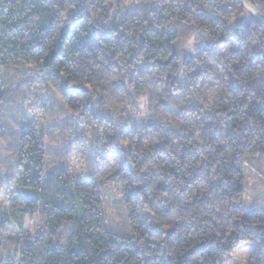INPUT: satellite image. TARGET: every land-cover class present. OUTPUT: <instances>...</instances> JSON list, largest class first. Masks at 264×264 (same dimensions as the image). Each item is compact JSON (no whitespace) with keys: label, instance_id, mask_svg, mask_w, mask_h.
I'll use <instances>...</instances> for the list:
<instances>
[{"label":"clouds","instance_id":"obj_1","mask_svg":"<svg viewBox=\"0 0 264 264\" xmlns=\"http://www.w3.org/2000/svg\"><path fill=\"white\" fill-rule=\"evenodd\" d=\"M26 4L25 16L31 23L22 32L35 31L45 22L57 26L32 54V59H38L41 53L46 56L55 48L63 29L72 22L74 14L69 8L77 4L41 0L37 13H32V0H17L15 7L23 10ZM81 6L87 30L108 27L113 37L123 34L134 40L126 39L128 46L122 44L119 50L102 45L95 54L76 53L71 41L65 42L57 71L64 82L89 85L78 97L64 96L61 82L45 77L43 64H32L19 74L5 65L0 73V212L9 218L7 225H0V264H29V259L33 264H46L44 254L49 245L66 251L77 243L73 222L60 223L53 233L48 224L51 213L41 209L33 219L22 218L21 210L27 205L18 197L31 172L25 171L21 161L29 163L28 157L36 149L43 151L40 166L45 182L52 171L63 167L68 173L67 187L79 196V178L93 181L83 187L89 190L88 198L99 201V219L90 228L86 226V231L131 234L134 229L141 249L154 248L157 245L144 241L145 221L165 229L176 228L178 221H184L187 228L200 215H208L218 219L211 228L200 231L215 232L222 241L232 239L234 231L243 236L242 209L264 203V118L250 121L252 111H240L244 104L240 97L254 99L250 90L264 83V67H249L245 59L233 58L231 42L222 37L225 33H250L248 44L264 43V0H82ZM129 6L137 9L131 18L124 17ZM9 7L7 0H0V13H6ZM186 9L191 10L187 17L183 15ZM205 12L219 16V24L200 21L198 17ZM149 33L147 46L138 51L139 41ZM210 37H215L219 48L215 58L203 50L204 41ZM17 41V35L8 33L0 42V57L7 58L10 48L22 47ZM162 43L166 47L153 56ZM105 53L115 56V66L105 67ZM161 60L167 63L161 64ZM234 65H240L235 68L241 81L238 93L229 84ZM20 67L23 69V64ZM90 109L106 113L108 119H93ZM25 115L33 118L35 145L30 137H21L16 131ZM234 116L241 122L237 123ZM65 122L69 123L67 128L63 127ZM247 150L256 151L257 158L245 159L237 176L243 181L244 191L221 194L217 185L225 181L223 173ZM188 152L193 158L181 159ZM122 160L129 165L123 175L118 172ZM206 165H213V172L198 182L196 172ZM158 174L159 183L154 184ZM221 186L227 188V182ZM129 190L136 191V199H127ZM196 197H203V213L190 206L189 201ZM89 207L84 199H75L74 215ZM182 238L196 240L192 232ZM209 239L217 236L210 234ZM24 241L31 242L28 253ZM159 247L165 256L179 260L183 255L167 240ZM245 251L240 248V253ZM89 254L96 255V250Z\"/></svg>","mask_w":264,"mask_h":264},{"label":"trees","instance_id":"obj_2","mask_svg":"<svg viewBox=\"0 0 264 264\" xmlns=\"http://www.w3.org/2000/svg\"><path fill=\"white\" fill-rule=\"evenodd\" d=\"M7 2L11 7H9L6 13H0V24L4 25V28H0V33H2L0 35V42L4 40V37L8 33H14L18 37L17 42L21 43L22 47L19 49L10 48L7 58L0 57V73L4 71L5 65L20 73V69H22L20 67L21 64H23V69H30L32 64H43L45 77L49 81H60L64 96L78 97L82 94V91L89 89V85L86 82L83 84L64 82L60 72L57 71L60 58L65 54V50L62 47L65 42L71 41L72 48L76 53L95 54L102 45H107L110 48L115 46V49L119 50L122 44L125 47L128 46L125 42L126 39L134 40L133 37L125 38L123 34L113 37L112 29L108 27H105L101 31L87 30L83 25L84 9L81 6L82 0H68L69 4H77L76 8H69V11H72L74 14L72 22L63 29L55 48L49 51L46 56L41 53L38 59H32V54L41 48L44 37L53 33L57 26L51 22H45L37 30L24 33L21 30L26 24L31 23L25 16L27 4L21 10L15 7L17 0H7ZM21 2H24V0H21ZM32 2L35 5L32 8V13L39 12L41 0H32ZM59 7H63V5H59ZM47 10L45 5V11ZM106 11L111 12V8H107ZM190 12V9H186L183 15L187 17L190 15ZM136 14V7L129 6L124 13V17L131 18ZM157 14L159 15V13ZM87 15H91V13L88 12ZM198 19L203 23L213 26L218 25L220 22L219 16L208 15L206 12L199 16ZM21 21L24 23H18ZM85 31H87V35H82ZM248 35L242 32L234 34L225 33L222 39L231 42L230 51L233 58L237 60L245 59L249 67H264V43L250 45L248 44ZM150 38V33L144 35V39L139 41L141 48L138 51L147 46V41ZM204 44L203 50L208 57L215 58L219 55V48L215 46V37L205 40ZM165 47L166 45L162 43L160 49L153 52V56L159 55ZM105 56V67L110 68L115 66V56L108 55V53H105ZM129 59H131V56H129ZM12 61H15V63H11ZM160 63L166 64L167 61L161 60ZM236 67H240V65L233 66V72L230 73L232 79L229 81V84L232 91L238 93L241 90V81L235 74ZM143 68L145 71L148 70V65L145 64ZM60 71H63V69L61 68ZM252 78L255 79V74H253ZM252 93L255 96L251 101L246 97H240V99L244 100V104L240 106V111H245L248 108L252 111L253 115L249 117L250 121L254 117L258 119L264 118V83L255 84L250 90V94ZM90 113L95 120L104 121L108 119L107 114L104 112L97 114L90 109ZM215 119L216 117L213 116V120ZM234 119H236L237 123L241 122L238 116H234ZM19 133L21 137H30L35 145L37 137L33 135V127L22 128ZM40 142L43 143V140L41 139ZM113 155L115 156L116 153ZM247 156L257 158V152L252 150L244 151L236 160L229 163L226 171L223 173L225 181H221L217 185L221 194L237 195L243 192V181L242 179H237V176L242 170L243 161ZM192 158V152H188L181 157L183 160H190ZM42 159L43 151L36 149L28 157L29 163L24 164V161H21V166L25 168V171L31 172V175L23 181L22 188L29 189L34 194V196L18 197L27 205L25 209L21 210L22 218L24 221L33 219L36 213L42 209L44 213H51V216L48 218V224L50 231L53 233L60 223H64L66 220L73 222L76 225L73 239L77 241L74 246L70 245L66 251H61L54 244L49 245L44 254L47 258L46 264H141V261L143 264H205V262L207 264H222L228 259L234 248L243 242L253 244L247 264H264V215L246 212L244 209H242L245 220L244 228L246 229L244 235L240 236L238 232L234 231L231 233L232 239L227 241H222L220 235L215 232L200 231L201 228H211L216 223V219H218V217L213 219L208 215H200L198 220L188 224L187 228H185L184 221H178L176 228L167 229L161 225H157L155 222L145 221L142 224L143 238L145 242L157 245L154 248L141 249L134 238V236L139 234L135 233L134 229L131 230V234L128 236H122L111 231L103 232L102 234L95 231H86V226L90 228L99 219L97 215L99 201L88 198L89 190L83 187L85 184L93 183V181L89 179L79 181L78 183L81 188L80 195L77 196L75 189L67 187L69 184L67 179L68 173L63 167L52 171L47 176L46 182L44 181L41 175L43 170L40 166ZM128 168V163L122 160L121 168L118 169V172L123 175ZM213 168V165H206L198 169L195 175L196 180L202 182L204 179H207L213 172ZM225 182H227V188L221 186ZM156 183H159V174L154 179V184ZM189 195L194 194L189 192ZM126 196L128 200H134L137 198V193L136 191L129 190ZM75 199H84L85 203L90 206L88 209L82 211L79 216L74 215ZM202 201L203 197H196L191 199L189 203L192 209L203 213L205 211V204ZM166 213L167 210H164V214ZM93 217H96V219H93ZM8 223V216L0 212V225H7ZM188 232H192L196 236L195 241L191 238L185 241L182 238ZM210 234L217 236V239H209ZM163 240H167L169 244L175 243L182 250L183 255L179 260L161 253L159 245ZM23 244L25 253L30 252L32 248L31 242L24 241ZM90 250H96V255L90 256ZM29 264H33L31 259H29Z\"/></svg>","mask_w":264,"mask_h":264},{"label":"rangeland","instance_id":"obj_3","mask_svg":"<svg viewBox=\"0 0 264 264\" xmlns=\"http://www.w3.org/2000/svg\"><path fill=\"white\" fill-rule=\"evenodd\" d=\"M203 45H205V44L203 43ZM20 70L22 71V70H25V69H20ZM68 126H69L68 122H65V124L63 125V127H65V128H67ZM25 127H33V118L32 117L25 115L23 117V119L21 120L20 125L16 129V131L19 132L20 129L25 128ZM53 127H55V123L54 122H53ZM245 159H256V158L247 156V157H245ZM72 163H73V166H75L76 162L73 161ZM86 180H87V178L81 177V178H79L78 182L79 181H86ZM243 191H244V184H243ZM32 195L34 196V194H32L31 190L25 189V188H21L19 196H32ZM244 210L246 212L259 214V215H264V203H253V204H251L249 207H247ZM114 233L120 234L122 236H128L130 234L129 232H124V233L114 232ZM240 248H243L246 251L243 252V253H240ZM252 249H253V244L252 243L243 242L239 246L234 248V250L229 255L228 259L225 260L222 264H247L248 263V258H249V255H250ZM238 253L240 255H243L245 257V259L241 260L239 258V256L237 255Z\"/></svg>","mask_w":264,"mask_h":264}]
</instances>
